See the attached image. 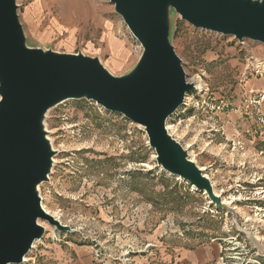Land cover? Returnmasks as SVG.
I'll return each mask as SVG.
<instances>
[{
	"label": "rangeland",
	"instance_id": "rangeland-1",
	"mask_svg": "<svg viewBox=\"0 0 264 264\" xmlns=\"http://www.w3.org/2000/svg\"><path fill=\"white\" fill-rule=\"evenodd\" d=\"M30 47L99 58L123 76L143 48L111 0H17ZM171 43L197 90L169 133L226 207L158 167L142 127L96 102L68 100L44 120L54 151L38 190L51 215L22 264H264V44L171 17ZM44 208V209H45ZM71 261V262H70Z\"/></svg>",
	"mask_w": 264,
	"mask_h": 264
},
{
	"label": "water",
	"instance_id": "water-1",
	"mask_svg": "<svg viewBox=\"0 0 264 264\" xmlns=\"http://www.w3.org/2000/svg\"><path fill=\"white\" fill-rule=\"evenodd\" d=\"M141 44L136 66L112 74L97 57L30 47L17 0H0V264H22L49 223L39 186L49 180L54 151L44 120L68 100L96 102L144 129L158 167L214 204L226 207L204 171L168 131L167 121L197 90L171 43V17L196 29L264 44V0H111Z\"/></svg>",
	"mask_w": 264,
	"mask_h": 264
},
{
	"label": "crops",
	"instance_id": "crops-1",
	"mask_svg": "<svg viewBox=\"0 0 264 264\" xmlns=\"http://www.w3.org/2000/svg\"><path fill=\"white\" fill-rule=\"evenodd\" d=\"M72 251H73L72 255H74L76 261L74 262L70 261L71 263H66V264H94L93 258L89 250H84L81 248L74 247Z\"/></svg>",
	"mask_w": 264,
	"mask_h": 264
},
{
	"label": "bare ground",
	"instance_id": "bare-ground-1",
	"mask_svg": "<svg viewBox=\"0 0 264 264\" xmlns=\"http://www.w3.org/2000/svg\"><path fill=\"white\" fill-rule=\"evenodd\" d=\"M171 175V174H170ZM45 208V207H44ZM45 210L47 211V212H50V211H48L46 208H45ZM26 260V259H25Z\"/></svg>",
	"mask_w": 264,
	"mask_h": 264
}]
</instances>
